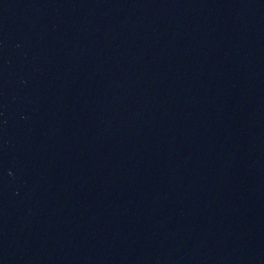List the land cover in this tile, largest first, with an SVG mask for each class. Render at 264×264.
Instances as JSON below:
<instances>
[{
    "label": "water",
    "instance_id": "1",
    "mask_svg": "<svg viewBox=\"0 0 264 264\" xmlns=\"http://www.w3.org/2000/svg\"><path fill=\"white\" fill-rule=\"evenodd\" d=\"M0 264H264V0H0Z\"/></svg>",
    "mask_w": 264,
    "mask_h": 264
}]
</instances>
